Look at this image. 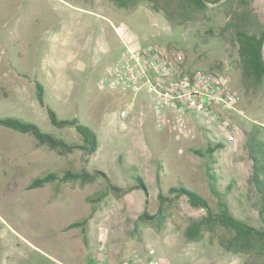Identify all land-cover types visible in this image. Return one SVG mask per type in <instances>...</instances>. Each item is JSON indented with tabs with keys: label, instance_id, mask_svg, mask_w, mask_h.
I'll return each mask as SVG.
<instances>
[{
	"label": "rangeland",
	"instance_id": "1",
	"mask_svg": "<svg viewBox=\"0 0 264 264\" xmlns=\"http://www.w3.org/2000/svg\"><path fill=\"white\" fill-rule=\"evenodd\" d=\"M182 1L119 8L110 0H0V118H20L82 144L73 127L50 123L36 98L38 81L57 117L88 126L98 142L93 155L62 153L0 127V264H90L100 245L109 264L147 247L160 264H264V241L226 250L219 239L233 233L218 225L188 241L184 232L206 211L169 194L171 187L188 189L217 213L221 199L210 191L209 171L230 213L264 226L252 159L264 153V83L242 82L236 44L237 31L264 34V0H207V9L192 13ZM123 41L163 43L180 49L191 69L227 74L244 111V117L231 116L233 134L224 136L205 120L192 124L195 138L172 123L157 130L146 97L99 89ZM130 104L131 113L122 117ZM66 172L95 178L62 180ZM49 173L57 179L28 188ZM137 178L146 192L136 189Z\"/></svg>",
	"mask_w": 264,
	"mask_h": 264
},
{
	"label": "built area",
	"instance_id": "2",
	"mask_svg": "<svg viewBox=\"0 0 264 264\" xmlns=\"http://www.w3.org/2000/svg\"><path fill=\"white\" fill-rule=\"evenodd\" d=\"M97 85L101 90L118 89L133 98L146 97L156 129L172 123L187 138H195L192 127L203 120L213 123L222 135L230 136L231 116L244 117L227 74L191 69L181 50L163 43L134 45L123 41L118 59L104 70ZM132 106H126L121 116L127 117ZM155 255V250L147 247L117 264H160ZM93 260L92 264H109L103 245L97 248Z\"/></svg>",
	"mask_w": 264,
	"mask_h": 264
},
{
	"label": "trees",
	"instance_id": "3",
	"mask_svg": "<svg viewBox=\"0 0 264 264\" xmlns=\"http://www.w3.org/2000/svg\"><path fill=\"white\" fill-rule=\"evenodd\" d=\"M115 6L119 8L134 7L139 2L146 0H110ZM182 7L188 9L190 13L196 11H202L207 9V0H183ZM236 44L239 58V69L242 82L252 81L254 84L264 83V34L260 37L250 35L245 31L236 32ZM168 46V45H167ZM180 50V49H179ZM183 53V52H182ZM186 60V59H185ZM36 98L38 103L46 109L50 123L55 127L71 126L79 134L82 140V144H69L65 140L56 138L53 135L43 132L36 124L22 120L16 117H4L0 118V127L13 130L18 133L28 134L32 136L38 145H43L52 150H58L62 153H70L74 150H80L85 155H93L98 148L97 137L94 131L86 125L81 124L76 119L62 120L59 119L56 113L44 103V90L40 82L34 81ZM254 133H259L256 128ZM251 146L259 147L261 144H251ZM207 152L212 154L214 152L213 147H208ZM262 153V152H261ZM260 159L252 155L254 161L253 164V176L256 181V186L264 199V179L261 174L264 173V153L259 154ZM100 174V172H96ZM207 177L209 179V188L211 193L217 198L221 199L219 204V211L214 213L208 202L198 195L197 193L185 188L171 187L169 194L173 198L184 197L188 203L197 208H203L206 211V215L199 221L193 222L184 232V236L188 241H198L202 238L204 230L215 226H221L227 233H233L231 238H220L219 243L226 250L237 252L244 248L260 244L264 241V226L257 229L242 220L235 218L229 211V208L225 202L222 201V195L218 192L215 184V176L208 171ZM95 175H90L85 172H66L61 177L62 180L74 179L80 180L82 183H88L93 181ZM57 179L55 173H49L44 176L34 179L29 185V189L41 187L44 184ZM114 190H117L113 187ZM136 189H141L146 192L145 185L137 178ZM159 200L165 199L163 195H159ZM143 217L148 215L144 213ZM156 217L162 218V207L160 206ZM142 218V217H141ZM72 226H75L73 224ZM242 248V249H241ZM246 249V250H247ZM94 260L90 262L93 263Z\"/></svg>",
	"mask_w": 264,
	"mask_h": 264
}]
</instances>
